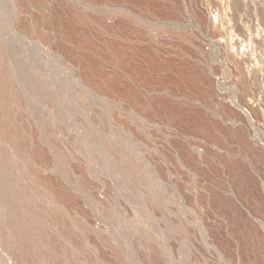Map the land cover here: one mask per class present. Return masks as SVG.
I'll return each mask as SVG.
<instances>
[{
    "label": "rangeland",
    "instance_id": "374dc122",
    "mask_svg": "<svg viewBox=\"0 0 264 264\" xmlns=\"http://www.w3.org/2000/svg\"><path fill=\"white\" fill-rule=\"evenodd\" d=\"M203 2L0 0V264H244L210 232L250 230L225 200L264 232V135L227 102L253 84L203 49ZM57 7L124 93L45 30Z\"/></svg>",
    "mask_w": 264,
    "mask_h": 264
},
{
    "label": "built area",
    "instance_id": "2783aa9c",
    "mask_svg": "<svg viewBox=\"0 0 264 264\" xmlns=\"http://www.w3.org/2000/svg\"><path fill=\"white\" fill-rule=\"evenodd\" d=\"M203 9L214 30L203 49L224 53L226 57L218 63L235 71V83L243 77L253 84L243 97L244 104L237 97L227 102L239 107L257 133L264 135V0H204ZM228 88H222L223 95ZM254 111L263 117L261 124Z\"/></svg>",
    "mask_w": 264,
    "mask_h": 264
},
{
    "label": "bare ground",
    "instance_id": "6f19581e",
    "mask_svg": "<svg viewBox=\"0 0 264 264\" xmlns=\"http://www.w3.org/2000/svg\"><path fill=\"white\" fill-rule=\"evenodd\" d=\"M33 19H34L35 23L37 21L40 24V20H39V16L38 15L35 14L33 16ZM43 19L45 21V25H46L45 26V30L47 32L53 31L51 26L52 27H54V26L56 27V24H62V27L65 28L63 30L65 35L69 36V34L73 33L74 35L78 34V35L81 36L80 39L76 42V45L79 48L77 50V53L73 54V56L67 55V57H70L71 59H73L74 61H76L79 64V66L81 67L82 72L84 73V77L85 78L86 77H90V78H94V80L97 79L98 82L100 81V83H102L103 85L108 87V89H113V90L115 89V90L121 92V90H118L116 87H114V85L118 86V85H116L117 83L115 82V77L112 74L105 73L104 71H102L100 69V61H99V59H97V57L95 58V57H93L91 55H87L84 52H82V53L78 52L81 49L88 48L90 45L94 46L95 43H92L90 38H88V37H86V35H84V28L82 30V29H80L78 27L75 28L73 25H69V21L71 19H70L69 15H68L67 11L64 9V7H57V8L49 9L48 13H46L44 15ZM56 28H58V27H56ZM60 42H61V40H60ZM60 42L58 41L57 49L61 50V48H62L61 46L62 45L60 44ZM75 48H76V46H75ZM123 63H124V61H123ZM139 74H141V72H139ZM136 78H137V76H136ZM114 82H115V84H114ZM117 82H119V80ZM125 88H126V86H125ZM206 205H207V202H206ZM206 205H205V207H206ZM220 206L221 207H219V210H221V211H226L228 213L234 212L235 220L237 221V224L239 226L241 224H243L244 226L250 227L249 228L250 230L245 231L244 230L245 228H244L243 230H240V231H230V232H226V231L224 232V230H223V232H214V231H212V232H210L211 241L214 244H216L222 250V252L224 253L225 256H230L232 258H236L237 260L240 259L244 264H264V232L263 233L258 232L256 224H254L249 218H244L243 216H241V214H240L241 211L240 210L242 209V207H240L238 205V203H236L234 201L225 200L223 202V204L220 205ZM209 207H210V205H209ZM246 209H247V207H246ZM204 210H207V212H208L209 208H204ZM242 215H243V213H242ZM226 222H227V219H226ZM219 226L222 227L224 225L221 224Z\"/></svg>",
    "mask_w": 264,
    "mask_h": 264
}]
</instances>
